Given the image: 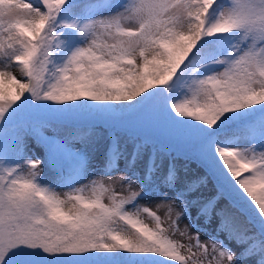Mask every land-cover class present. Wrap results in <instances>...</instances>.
Masks as SVG:
<instances>
[{"label":"snow or ice","instance_id":"snow-or-ice-1","mask_svg":"<svg viewBox=\"0 0 264 264\" xmlns=\"http://www.w3.org/2000/svg\"><path fill=\"white\" fill-rule=\"evenodd\" d=\"M0 264H264V0H0Z\"/></svg>","mask_w":264,"mask_h":264},{"label":"rangeland","instance_id":"rangeland-1","mask_svg":"<svg viewBox=\"0 0 264 264\" xmlns=\"http://www.w3.org/2000/svg\"><path fill=\"white\" fill-rule=\"evenodd\" d=\"M75 146L76 147H80V143L78 141L75 142ZM241 146H247V145L241 144ZM33 151L35 153H37V154H40L42 152V149L36 147L34 145V142H33ZM192 166L195 167V165H192ZM101 169H103V167L101 165L99 166V168L95 169V175L97 177H101L103 179H113V178H115L116 176L119 175V173H114L111 177H109V176H106L105 173H104V171H102ZM48 177L54 178L53 175L47 169H45V171L43 173V178L46 181H49L50 178H48ZM85 183H87V181H85ZM56 191L59 192V193H64V192H67L68 189H66V188H57ZM153 210L157 211L158 214L161 216L162 219L165 218V210H163V209L157 210L155 208H153ZM193 215L195 216V209H193ZM144 219H145V222L146 223H149L150 225L153 223L151 217H148L146 214H145ZM187 223H188L187 219H181V221L179 223V228L181 230H183V228L185 227V225H187ZM200 223H201L200 224V228H201V236H200V239L202 241H206L208 239V236L205 233L206 232H209V233L212 232L213 229L216 228L218 225H217V223L215 221H213V222H211L210 224H207V225H205L203 223V221H200ZM166 226L167 225H165V227ZM196 230H197L196 228H191L190 229V232L194 234L196 232ZM220 239L225 240V243H228V241L225 239V236L223 234L220 235ZM182 242H186V241H182ZM194 251H195V249H194Z\"/></svg>","mask_w":264,"mask_h":264},{"label":"trees","instance_id":"trees-1","mask_svg":"<svg viewBox=\"0 0 264 264\" xmlns=\"http://www.w3.org/2000/svg\"><path fill=\"white\" fill-rule=\"evenodd\" d=\"M25 2H27V0H25ZM5 87H6V89H7L8 87H10V85L6 83ZM97 131H102V130L97 129ZM101 166H102L103 168H105V165H101ZM121 166H122V163H121ZM48 178H50L49 181H46L45 179H44V180H45L46 182H48V183H52L54 178H51V177H48Z\"/></svg>","mask_w":264,"mask_h":264}]
</instances>
